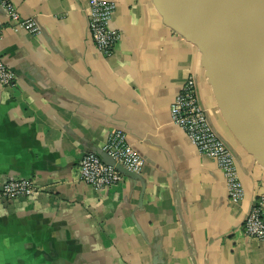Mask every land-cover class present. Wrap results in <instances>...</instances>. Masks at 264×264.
I'll return each instance as SVG.
<instances>
[{"label": "crops", "instance_id": "crops-1", "mask_svg": "<svg viewBox=\"0 0 264 264\" xmlns=\"http://www.w3.org/2000/svg\"><path fill=\"white\" fill-rule=\"evenodd\" d=\"M4 1L40 32L13 21ZM109 1L119 41L103 56L90 37V0H0V53L15 77L0 85V186L27 178L39 190L0 201V264H264V240L243 231L264 194V138L153 0ZM190 75L234 154L239 202L171 120ZM113 130L145 165L96 189L79 179L78 163Z\"/></svg>", "mask_w": 264, "mask_h": 264}, {"label": "built area", "instance_id": "built-area-1", "mask_svg": "<svg viewBox=\"0 0 264 264\" xmlns=\"http://www.w3.org/2000/svg\"><path fill=\"white\" fill-rule=\"evenodd\" d=\"M3 6L11 19L21 27L30 33L40 32L37 22L22 18L10 2L4 1ZM114 10L113 1L90 0V37L103 56L111 55L119 41V32L111 26ZM14 78L12 70L0 53V85H10ZM170 112L172 122L184 131L197 151L216 162L226 177L230 197L234 202H239L244 195V189L236 173L234 154L229 145L215 132L202 108L198 97V84L193 75L181 85ZM144 165L143 157L130 144L126 133L113 130L102 149L82 155L78 163V175L82 182L96 189L112 188L122 183L127 176L121 169L136 173L141 171ZM38 191L31 179L11 178L0 186V201H12L21 196L34 195ZM243 231L249 238L264 240V194L260 195L246 217Z\"/></svg>", "mask_w": 264, "mask_h": 264}, {"label": "water", "instance_id": "water-1", "mask_svg": "<svg viewBox=\"0 0 264 264\" xmlns=\"http://www.w3.org/2000/svg\"><path fill=\"white\" fill-rule=\"evenodd\" d=\"M153 1L165 24L203 54L238 115L264 138V81L233 0Z\"/></svg>", "mask_w": 264, "mask_h": 264}, {"label": "bare ground", "instance_id": "bare-ground-1", "mask_svg": "<svg viewBox=\"0 0 264 264\" xmlns=\"http://www.w3.org/2000/svg\"><path fill=\"white\" fill-rule=\"evenodd\" d=\"M233 6L241 12L249 49L264 81V0H233Z\"/></svg>", "mask_w": 264, "mask_h": 264}]
</instances>
